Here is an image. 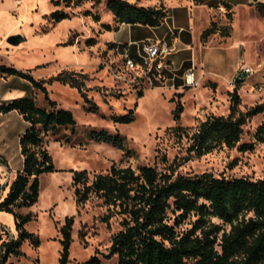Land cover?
I'll return each instance as SVG.
<instances>
[{
    "label": "rangeland",
    "instance_id": "obj_1",
    "mask_svg": "<svg viewBox=\"0 0 264 264\" xmlns=\"http://www.w3.org/2000/svg\"><path fill=\"white\" fill-rule=\"evenodd\" d=\"M51 1L0 0V63L30 71L37 80L48 79L63 71L87 75L86 95L98 106V113L84 110L83 98L76 88L57 82L47 85L49 97L73 113L76 135L69 145L52 140L47 143L56 170L40 177L36 203L17 210L20 214H31L25 229L38 240V246L34 247L29 239L25 240L20 248L23 255L11 256L8 262L60 264V230L65 220L71 218L66 264H85L94 255L101 259V264H117L115 256L105 259L102 254L107 253L111 237L121 230L122 216L105 206L95 195L77 204L72 186L75 171H86L89 181L96 174L107 173L112 164L133 169L138 165H149L158 171L171 169L182 175L210 172L226 178L264 179V144H257L250 152L222 148L201 158L185 160V140H179L171 131L176 125L173 111L178 101L183 108L178 123L191 130L211 116H227L233 91L237 93L240 112L264 101V22L259 21L261 17L256 12L244 15L240 9L235 17L231 10L228 18L223 6L209 2L207 22L204 15L192 11V18L185 20L190 29L180 33V41L186 43L188 49L182 52L181 60L174 62L173 66L179 69L184 61V67L178 71L179 76L193 68L197 86H184L179 78L174 84L157 86L138 77L139 71L125 66L122 54L109 48L108 44L112 43L106 39L109 32L100 28L102 23L114 25L105 0L97 5L91 0H73L69 6L62 3L57 7ZM128 1L162 5L167 14L169 3L192 8V0H176V3L175 0ZM257 1L251 0L249 6ZM56 9L68 13L69 18L53 23L49 14ZM239 12L240 18H237ZM87 13L98 15L99 21L94 22ZM212 22L215 33L202 39L201 34ZM117 31L110 33H117L115 37L125 34V29ZM177 31L173 29L175 36ZM225 31L229 36L221 35ZM12 35L20 36L18 45L8 43L7 39ZM70 37L74 38V44L64 46ZM92 37L97 43L86 47L85 40ZM178 44L180 48L185 47L183 43ZM174 56L172 51V61ZM243 65L248 66L252 73L237 76ZM236 78L241 81L235 82ZM23 82L28 87L22 90L24 95L21 97H34L37 104L42 105L43 95L32 90L27 82L4 76H0V103L6 87ZM138 92L142 95L138 96ZM129 110L133 111L134 119L128 124L114 122L110 118L112 115H125ZM260 122L261 116L258 115L244 126L241 143L253 140V133ZM25 128L26 123L16 112L0 114V158L6 162V165L0 164L4 168L0 173V201L21 169L18 142ZM89 130L119 133L132 154L126 156L124 151L111 145L93 142L87 137ZM224 228L228 230L227 226ZM0 237L2 241L17 237L10 213L0 212Z\"/></svg>",
    "mask_w": 264,
    "mask_h": 264
},
{
    "label": "trees",
    "instance_id": "obj_2",
    "mask_svg": "<svg viewBox=\"0 0 264 264\" xmlns=\"http://www.w3.org/2000/svg\"><path fill=\"white\" fill-rule=\"evenodd\" d=\"M91 1L97 5L102 0ZM72 2L51 1L55 7L62 3L69 6ZM221 5L230 18L231 6ZM105 7L114 22L113 26L100 25L105 32L117 31L123 24L156 28L167 17L162 5L142 6L128 0H105ZM254 8L264 21V2H256ZM86 15H90L94 22L99 21L98 15ZM68 18L69 14L62 9L49 14L53 23ZM215 30L212 22L201 38H208ZM221 35L227 37L229 33L225 31ZM96 43V38L92 37L84 44L91 47ZM73 44L74 38L70 37L63 45ZM108 45L113 50L118 48L115 43ZM0 76L19 78L43 95L42 105L28 96L0 103V114L14 111L26 123L18 142L22 166L0 201V212L13 215L17 232L15 239L2 241L0 237V264H13L8 259L23 255L20 248L25 240L29 239L34 247L38 246V240L25 229L31 214H20L17 210L36 203L40 177L56 170L47 143L52 140L69 145L76 135L73 113L49 97L47 85L57 82L76 88L83 98L86 112L96 114L98 106L87 97L85 81L88 77L81 72L63 71L48 79L37 80L30 71L0 63ZM141 95L138 92V96ZM238 105L237 93L233 91L227 116H211L191 130L179 125L183 108L177 102L173 111L176 125L171 131L179 140H185V160L201 158L222 148L250 152L257 144H264V101L245 112L238 111ZM258 115L261 122L253 133V140L241 143L244 126ZM110 118L128 124L134 116L129 110L125 115ZM87 137L124 151L126 156L132 154L119 133L89 130ZM0 164L6 165V162L0 158ZM72 186L77 204L95 195L122 216L121 230L111 237L107 253L102 254L105 259L115 256L117 264H264V179L226 178L210 172L182 175L171 169L158 171L149 165H138L133 169L112 164L107 173L96 174L91 181L86 171L73 172ZM185 224L190 227H183ZM71 225L72 219L67 218L60 230V264L67 263ZM85 264H101V259L94 255Z\"/></svg>",
    "mask_w": 264,
    "mask_h": 264
},
{
    "label": "crops",
    "instance_id": "obj_3",
    "mask_svg": "<svg viewBox=\"0 0 264 264\" xmlns=\"http://www.w3.org/2000/svg\"><path fill=\"white\" fill-rule=\"evenodd\" d=\"M213 2L219 6L222 7V3L229 4L231 6V10L235 12V17L236 14L238 13V10H242L244 15L248 14L251 15L252 13L256 12L254 5L249 6L251 3V0H192V8L190 6L185 7V6H180L178 4H171L169 3L167 10L169 11L167 14L166 19L164 22L156 27V28H149L145 26H138V25H121L120 29L117 31L118 33L122 30L125 29V34L123 36L115 37L117 33H110L106 37V39L112 43L117 44L118 52L121 53L122 48H127L128 53L131 57H134V59L137 60V52L140 50L141 44L144 40L146 39H152L155 41H164L168 44L170 47V54L168 57V61L170 63V68L168 69L167 75L169 78L168 84H174V81L176 78H179L182 80L183 85H184V74L181 76L178 75V71H180L184 67V61H182L180 68L176 69L173 64L178 63L182 56H183V51L187 50L188 48L186 47L187 44L184 42H181V37L180 33L182 31H187L190 28L185 25V20L186 19H191V14L192 11H197V13L202 14L206 17L207 22L209 21V6L210 3ZM257 2H261L258 0ZM176 3V0L175 2ZM139 5L142 6H155V4H145V3H138ZM205 8V9H204ZM171 10V11H170ZM240 13L237 15V18H240ZM246 13V14H245ZM257 13V12H256ZM258 14V13H257ZM244 15H242V20H244ZM260 22L263 21L259 19ZM264 22V21H263ZM174 30H178V34L175 36L174 35ZM121 43H126L122 44ZM184 44L185 47H179V44ZM178 45V49H176ZM189 45V44H188ZM172 51H174V60L172 61L171 55ZM189 69V68H188ZM187 69V70H188ZM186 72V71H185ZM10 81V80H9ZM185 86V85H184ZM28 85L23 82V84H13L9 85L6 87L4 90V95L1 98L3 102H8L12 99L15 98H20L21 96L24 95L23 89L27 88ZM4 170L2 166H0V173Z\"/></svg>",
    "mask_w": 264,
    "mask_h": 264
},
{
    "label": "built area",
    "instance_id": "obj_4",
    "mask_svg": "<svg viewBox=\"0 0 264 264\" xmlns=\"http://www.w3.org/2000/svg\"><path fill=\"white\" fill-rule=\"evenodd\" d=\"M121 54L125 66L131 70H138V77L146 80L150 85H163L169 82L167 75L170 63L168 57L170 47L164 41L146 39L142 42L140 50L137 52V60L131 57L127 48H122ZM252 70L243 65L239 68L237 76H247ZM184 85L187 87L197 86L193 68H189L184 74Z\"/></svg>",
    "mask_w": 264,
    "mask_h": 264
},
{
    "label": "water",
    "instance_id": "obj_5",
    "mask_svg": "<svg viewBox=\"0 0 264 264\" xmlns=\"http://www.w3.org/2000/svg\"><path fill=\"white\" fill-rule=\"evenodd\" d=\"M19 35H12V36H10L8 39H7V41H8V43H10V44H12V45H18L19 44ZM239 81H241L240 79H238V78H236L235 79V82H239Z\"/></svg>",
    "mask_w": 264,
    "mask_h": 264
}]
</instances>
